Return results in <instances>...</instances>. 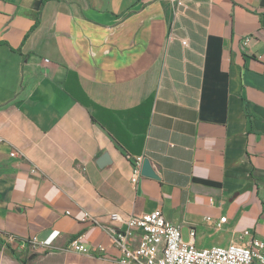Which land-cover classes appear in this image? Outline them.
I'll use <instances>...</instances> for the list:
<instances>
[{
  "label": "crops",
  "instance_id": "0c3cea01",
  "mask_svg": "<svg viewBox=\"0 0 264 264\" xmlns=\"http://www.w3.org/2000/svg\"><path fill=\"white\" fill-rule=\"evenodd\" d=\"M155 209L199 249L264 236V0H0V233L55 236L0 264H120L110 214Z\"/></svg>",
  "mask_w": 264,
  "mask_h": 264
},
{
  "label": "built area",
  "instance_id": "2783aa9c",
  "mask_svg": "<svg viewBox=\"0 0 264 264\" xmlns=\"http://www.w3.org/2000/svg\"><path fill=\"white\" fill-rule=\"evenodd\" d=\"M18 155L17 152L10 153L12 157ZM142 163L143 157H134L130 176V184L134 189L142 177ZM87 219L91 220L88 215ZM110 219L125 225L124 230L108 229L112 241L120 252V264H264V236L255 237L251 231L243 232L239 242L230 243L225 247L199 249L192 240L183 241L179 227L168 221L160 209L126 217L112 213ZM224 222L225 217L219 220L217 226ZM133 230L139 231L136 246H132L128 241ZM190 236L193 238L194 232H191ZM0 238L8 245L16 244L19 249H24L25 246L39 251L54 249L55 236L46 240H38L36 237L18 240L11 234L0 233ZM65 250L91 254V251L76 239L71 240ZM97 250L102 252L104 249L99 247Z\"/></svg>",
  "mask_w": 264,
  "mask_h": 264
},
{
  "label": "water",
  "instance_id": "95a60500",
  "mask_svg": "<svg viewBox=\"0 0 264 264\" xmlns=\"http://www.w3.org/2000/svg\"><path fill=\"white\" fill-rule=\"evenodd\" d=\"M141 175L143 177H147V178H156L157 177L148 160H144V162L142 164Z\"/></svg>",
  "mask_w": 264,
  "mask_h": 264
},
{
  "label": "rangeland",
  "instance_id": "374dc122",
  "mask_svg": "<svg viewBox=\"0 0 264 264\" xmlns=\"http://www.w3.org/2000/svg\"><path fill=\"white\" fill-rule=\"evenodd\" d=\"M182 238H183V241H186L187 240V237L186 236H183Z\"/></svg>",
  "mask_w": 264,
  "mask_h": 264
}]
</instances>
